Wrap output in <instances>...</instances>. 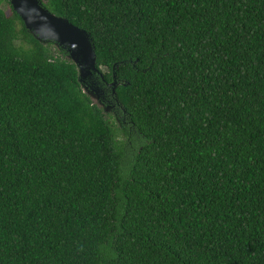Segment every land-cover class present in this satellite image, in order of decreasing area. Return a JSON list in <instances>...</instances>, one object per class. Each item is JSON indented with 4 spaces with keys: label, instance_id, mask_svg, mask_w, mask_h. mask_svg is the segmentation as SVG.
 <instances>
[{
    "label": "trees",
    "instance_id": "1",
    "mask_svg": "<svg viewBox=\"0 0 264 264\" xmlns=\"http://www.w3.org/2000/svg\"><path fill=\"white\" fill-rule=\"evenodd\" d=\"M44 6L119 114L0 0V264H264V0Z\"/></svg>",
    "mask_w": 264,
    "mask_h": 264
},
{
    "label": "water",
    "instance_id": "2",
    "mask_svg": "<svg viewBox=\"0 0 264 264\" xmlns=\"http://www.w3.org/2000/svg\"><path fill=\"white\" fill-rule=\"evenodd\" d=\"M15 11L23 19L27 29L40 41H54L65 48L79 71V81L92 101L106 111L113 109V103H106L105 89L96 74L103 76L97 66V53L91 33L72 23L68 18L58 16L44 6V0H11ZM112 94L120 99L116 88V77L110 82Z\"/></svg>",
    "mask_w": 264,
    "mask_h": 264
},
{
    "label": "flooded vegetation",
    "instance_id": "3",
    "mask_svg": "<svg viewBox=\"0 0 264 264\" xmlns=\"http://www.w3.org/2000/svg\"><path fill=\"white\" fill-rule=\"evenodd\" d=\"M102 85H103V87L105 89V94H106V98H105L104 101L106 103H110L111 102V103L114 104L113 109L110 112L115 116L116 114H119V112H117V109H116L117 101L115 99V96L112 94L114 86H111L110 82H107V86L104 85L103 83H102Z\"/></svg>",
    "mask_w": 264,
    "mask_h": 264
}]
</instances>
